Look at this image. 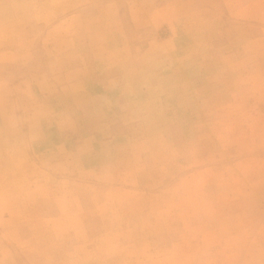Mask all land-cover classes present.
<instances>
[{"label":"rangeland","instance_id":"obj_1","mask_svg":"<svg viewBox=\"0 0 264 264\" xmlns=\"http://www.w3.org/2000/svg\"><path fill=\"white\" fill-rule=\"evenodd\" d=\"M0 264H264V0H0Z\"/></svg>","mask_w":264,"mask_h":264}]
</instances>
